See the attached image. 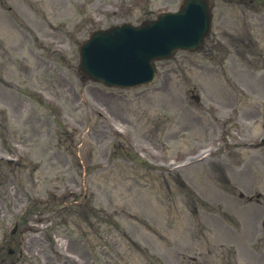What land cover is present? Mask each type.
Masks as SVG:
<instances>
[{
  "label": "rangeland",
  "instance_id": "1",
  "mask_svg": "<svg viewBox=\"0 0 264 264\" xmlns=\"http://www.w3.org/2000/svg\"><path fill=\"white\" fill-rule=\"evenodd\" d=\"M15 1L4 0V5L18 43L0 35V240L10 235L16 221L29 218L18 223L15 236L22 234L27 246L25 264H51V251L80 255L77 264H165L160 253L164 247L146 246L144 240L166 244L170 255L191 246L194 235L197 242L189 250L203 252L200 262L230 264L227 246L221 247L230 237L220 226L239 230L257 222L255 231H261L264 217V201L257 202L256 211L251 205L241 208L247 201L238 196L259 191L264 199V174L249 166L264 153L245 151L241 140L242 134L254 137L261 129L253 117L264 108V68L258 75L255 57L242 54L240 46L224 55L214 41L225 31L237 35L250 30L264 42V5L239 12L222 4L214 11L203 50L180 51L158 62L157 78L149 85L118 89L82 79L78 44L89 29L117 19L105 12L108 3L111 10L137 1L157 9L161 3L174 8L181 0H18L23 4L19 7ZM146 11L136 8L129 17L137 21ZM190 88L200 94L199 103L190 99ZM112 117L126 124V135L104 129ZM207 141L213 150L201 170L211 183L197 177L201 172H195L196 166L185 172L174 168L197 149L196 143L204 146ZM4 156L15 160L8 165ZM245 159L253 180L244 172ZM191 175L211 193L192 190L186 181L182 185L200 198L195 201L187 194L180 181ZM138 200L144 211L145 201L153 205L150 214L156 217L142 211ZM207 205L211 215L205 214ZM215 231L225 237L217 239ZM242 234L233 237L238 241ZM182 238L187 239L183 244ZM238 251L247 256L245 246ZM260 251L259 256V250L251 252L256 264L264 248ZM55 258L63 264L61 257ZM175 258L170 264H194L187 257L182 262Z\"/></svg>",
  "mask_w": 264,
  "mask_h": 264
},
{
  "label": "water",
  "instance_id": "2",
  "mask_svg": "<svg viewBox=\"0 0 264 264\" xmlns=\"http://www.w3.org/2000/svg\"><path fill=\"white\" fill-rule=\"evenodd\" d=\"M197 4H198V2H194V3H190L189 6L191 7V6L197 5ZM96 37H101V36H99V35L94 36V38H96Z\"/></svg>",
  "mask_w": 264,
  "mask_h": 264
}]
</instances>
